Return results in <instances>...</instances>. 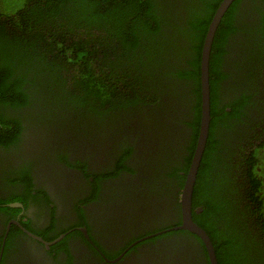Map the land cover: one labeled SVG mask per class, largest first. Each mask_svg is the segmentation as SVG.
I'll list each match as a JSON object with an SVG mask.
<instances>
[{
  "label": "trees",
  "instance_id": "trees-1",
  "mask_svg": "<svg viewBox=\"0 0 264 264\" xmlns=\"http://www.w3.org/2000/svg\"><path fill=\"white\" fill-rule=\"evenodd\" d=\"M221 1L0 0V147L18 141L25 123L52 132L58 126H108L106 140L119 142L118 153L110 154L114 170L104 176L110 178L135 171L125 159L136 158L137 139L156 135L165 144L172 134V152L164 160V144L145 160L153 174L161 163L162 176L180 181L178 202L185 178L179 173L189 169L199 132L202 45ZM248 1L253 9L246 10ZM251 10L260 16L255 25L264 40V0H235L210 54L211 120L192 219L207 233L218 264H264V119L254 114L261 110L257 103L244 109L252 97L248 89L237 94L230 86L225 92L232 97L223 105L217 85L223 45L252 26L245 20ZM249 56L241 61L246 83L264 72L260 56L252 63ZM183 126L190 133L180 158ZM237 126L241 137L232 159L217 138L233 128L236 133ZM59 154L66 162L67 154Z\"/></svg>",
  "mask_w": 264,
  "mask_h": 264
},
{
  "label": "flooded vegetation",
  "instance_id": "flooded-vegetation-1",
  "mask_svg": "<svg viewBox=\"0 0 264 264\" xmlns=\"http://www.w3.org/2000/svg\"><path fill=\"white\" fill-rule=\"evenodd\" d=\"M251 3H244L246 10L253 9ZM259 18L257 11L246 12L245 20L252 26L236 31L223 45L217 85L223 105L232 97L225 92L230 86L237 94L249 92L252 97L244 109L249 111L255 102L261 108L255 116L264 119V72L246 83L241 62L250 55L251 63L260 56L264 64V40L255 25ZM38 127L23 124L18 141L0 147V264H210L200 238L179 229L180 181L162 176L161 163L155 174L150 172L145 155L164 144L156 135H144L137 144L128 141L136 148V158L125 159L133 173L122 170L104 178L114 170L110 154L118 153L119 143L106 140L108 126H58L54 132ZM183 127L180 158L190 133ZM238 129L217 138L232 159L241 137ZM171 137L166 136L163 160L172 152ZM59 153L67 154L66 162ZM187 172L179 173L185 176L183 185Z\"/></svg>",
  "mask_w": 264,
  "mask_h": 264
},
{
  "label": "water",
  "instance_id": "water-1",
  "mask_svg": "<svg viewBox=\"0 0 264 264\" xmlns=\"http://www.w3.org/2000/svg\"><path fill=\"white\" fill-rule=\"evenodd\" d=\"M235 0H222L208 26L200 56V124L195 150L188 169L183 188L180 193L181 225L179 229L196 235L203 242L210 264H218L215 251L207 233L192 219V199L197 173L202 160L210 126V85L209 62L212 44L216 31L228 8ZM20 206V205H19Z\"/></svg>",
  "mask_w": 264,
  "mask_h": 264
},
{
  "label": "clouds",
  "instance_id": "clouds-1",
  "mask_svg": "<svg viewBox=\"0 0 264 264\" xmlns=\"http://www.w3.org/2000/svg\"><path fill=\"white\" fill-rule=\"evenodd\" d=\"M217 261V260H216Z\"/></svg>",
  "mask_w": 264,
  "mask_h": 264
}]
</instances>
